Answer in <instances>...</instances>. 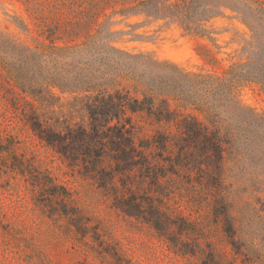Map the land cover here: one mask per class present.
<instances>
[{
    "label": "rangeland",
    "instance_id": "rangeland-1",
    "mask_svg": "<svg viewBox=\"0 0 264 264\" xmlns=\"http://www.w3.org/2000/svg\"><path fill=\"white\" fill-rule=\"evenodd\" d=\"M0 36L28 45L89 36L91 47L108 44L183 71L221 73L234 62L264 60V0H0ZM90 94L50 88L35 97L0 69V264H264L262 84L237 83L236 100L256 128L250 140L224 144L212 171L204 142L188 145L190 156L174 166L162 142L137 141L146 160L159 164L157 179L144 169L119 175V167H107V149L104 169L92 179L76 165L79 153L58 154L31 130L28 120H37L74 135L89 122ZM128 115L137 136L173 130ZM131 182L151 199L148 209L162 213L158 226L108 196Z\"/></svg>",
    "mask_w": 264,
    "mask_h": 264
},
{
    "label": "trees",
    "instance_id": "trees-1",
    "mask_svg": "<svg viewBox=\"0 0 264 264\" xmlns=\"http://www.w3.org/2000/svg\"><path fill=\"white\" fill-rule=\"evenodd\" d=\"M85 38L87 41L90 37ZM86 41L28 45L0 36V69L14 87L35 97H43L50 88L91 92L85 102L89 122L79 126L74 135L66 136L37 120L36 124L28 120L36 137L58 154L79 153L75 163L88 170V177L97 179V173L104 169L106 149L112 152L107 167H119L115 170L119 175L133 177L144 169L146 177H160L156 172L159 164L146 160L137 141L162 142L168 163L174 166L179 158L190 156L188 145L204 142L207 149L203 155L212 171L217 167L215 159L224 153V144L239 137L251 139L255 121L236 100L235 89L242 80L264 86V60L234 62L221 73L189 72L168 61L146 60L108 44L91 47ZM122 81L130 88H124ZM170 105L194 114L178 112ZM133 113L171 124L173 130L137 136L128 115ZM174 143L179 144L172 150ZM92 149H96L95 158H90ZM144 193L141 184L131 182L108 196L121 209L134 207L140 217L156 227L162 213L148 209L151 199L140 197Z\"/></svg>",
    "mask_w": 264,
    "mask_h": 264
}]
</instances>
